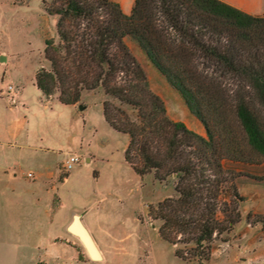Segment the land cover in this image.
I'll return each instance as SVG.
<instances>
[{"label": "trees", "instance_id": "trees-1", "mask_svg": "<svg viewBox=\"0 0 264 264\" xmlns=\"http://www.w3.org/2000/svg\"><path fill=\"white\" fill-rule=\"evenodd\" d=\"M59 1L52 13L60 16L61 43L45 41L52 70L42 68L36 86L64 105L79 104L83 89L104 90L106 121L130 139L126 162L176 192L150 208L160 236L185 246L176 249L180 260L209 262L247 201L225 163L264 159V16L222 0H135L130 15L111 0ZM127 39L180 94L206 137L169 117Z\"/></svg>", "mask_w": 264, "mask_h": 264}, {"label": "rangeland", "instance_id": "rangeland-1", "mask_svg": "<svg viewBox=\"0 0 264 264\" xmlns=\"http://www.w3.org/2000/svg\"><path fill=\"white\" fill-rule=\"evenodd\" d=\"M60 7L59 0H0V264H209L180 260L176 249L185 246L160 236L161 221L150 208L176 192L154 173L139 176L126 162L130 139L106 123L98 105L108 99L104 90L83 89L78 105L89 108L78 112L62 104L58 94L47 98L36 86L37 73L52 70L45 41L61 43L60 16L52 13ZM260 12L254 15L264 16ZM128 46L145 69L139 57L144 52ZM145 71L169 117L185 124L192 114L180 94L157 69L156 74ZM10 86L21 92L23 102L17 95L10 100ZM71 156L80 163L66 171ZM225 166L238 175V184L264 183V159ZM75 216L91 228L105 255L101 261L92 260L68 231ZM223 244L217 241L213 248Z\"/></svg>", "mask_w": 264, "mask_h": 264}, {"label": "crops", "instance_id": "crops-1", "mask_svg": "<svg viewBox=\"0 0 264 264\" xmlns=\"http://www.w3.org/2000/svg\"><path fill=\"white\" fill-rule=\"evenodd\" d=\"M111 1L120 4L124 13L127 15H130L132 13V10L135 5V0H111ZM222 1L253 15L261 14L260 11L264 10V0H222ZM128 44L131 47L134 48L137 47V45L132 41H129ZM144 56L145 55H140L139 57L145 69L153 74H156L157 73L156 69H154L153 65H151V63L147 61L148 59H146ZM18 98L23 102V96L21 92L17 94V99ZM3 99H5V97H3ZM52 102H53L52 99H48L47 101L48 104ZM98 105L103 111L102 104L100 103ZM66 106H70L72 109L76 111L78 110V112L80 111L86 112L89 108L88 105L85 109H80V106L78 104L66 105ZM106 123L108 122L106 121ZM185 124L190 130L202 136H206L205 127L193 115H190L187 118ZM94 158L95 157H93V159ZM66 181H68V178H65L63 182ZM239 188L241 194L247 198V201L244 204L242 210L243 220L235 227L234 231L232 232L231 241L227 242V244L218 245L214 249L209 264H264V183H256L254 181L253 183H248V184L240 183ZM244 188H246L247 190L246 193L243 192ZM251 216L252 217L261 216L263 220H257L255 222L249 221L248 218ZM85 226L88 228V230L91 233L92 230L89 227V225L86 223ZM100 252L102 254V257H105L103 251L100 250Z\"/></svg>", "mask_w": 264, "mask_h": 264}, {"label": "water", "instance_id": "water-1", "mask_svg": "<svg viewBox=\"0 0 264 264\" xmlns=\"http://www.w3.org/2000/svg\"><path fill=\"white\" fill-rule=\"evenodd\" d=\"M5 60V57L1 58L2 62ZM80 108L84 109L82 106H80ZM68 231L80 239L92 260H102V254L99 247L80 216L74 217L73 222L68 227Z\"/></svg>", "mask_w": 264, "mask_h": 264}, {"label": "built area", "instance_id": "built-area-1", "mask_svg": "<svg viewBox=\"0 0 264 264\" xmlns=\"http://www.w3.org/2000/svg\"><path fill=\"white\" fill-rule=\"evenodd\" d=\"M6 92L10 95V100H12L13 102L16 101V91L14 90L13 87H8V89L6 90ZM80 163V159L78 156H71L65 163V170L66 171H71L73 170V168L75 167V165Z\"/></svg>", "mask_w": 264, "mask_h": 264}, {"label": "bare ground", "instance_id": "bare-ground-1", "mask_svg": "<svg viewBox=\"0 0 264 264\" xmlns=\"http://www.w3.org/2000/svg\"><path fill=\"white\" fill-rule=\"evenodd\" d=\"M102 259H103V257H102Z\"/></svg>", "mask_w": 264, "mask_h": 264}]
</instances>
